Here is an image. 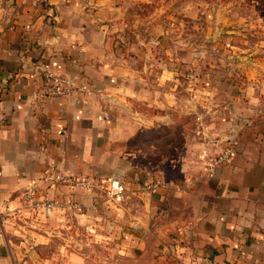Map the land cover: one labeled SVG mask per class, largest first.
I'll list each match as a JSON object with an SVG mask.
<instances>
[{"label": "crops", "instance_id": "crops-1", "mask_svg": "<svg viewBox=\"0 0 264 264\" xmlns=\"http://www.w3.org/2000/svg\"><path fill=\"white\" fill-rule=\"evenodd\" d=\"M112 3L0 6V264H94L70 236H56V227L77 217L113 230L105 238L118 239L138 264H175L177 257L264 264L262 94L224 92L228 101L197 90L191 97L168 65L121 52L123 22ZM46 70L75 78L86 91L46 97ZM226 139L233 140L232 160L209 172L198 154L206 146L215 153ZM129 159L135 167L121 173L118 164ZM54 166L92 185L118 176L126 198L115 204L93 186L46 179ZM155 180L157 191L144 189ZM33 186L37 198L58 201L51 216L29 199ZM52 242L58 247L49 251Z\"/></svg>", "mask_w": 264, "mask_h": 264}, {"label": "rangeland", "instance_id": "rangeland-1", "mask_svg": "<svg viewBox=\"0 0 264 264\" xmlns=\"http://www.w3.org/2000/svg\"><path fill=\"white\" fill-rule=\"evenodd\" d=\"M6 2L11 0H0V6ZM112 2L123 22L119 23L122 29H118V32H122L124 36L120 39V50L127 58L154 59L168 65L171 74L181 77L184 83L188 82L191 97L198 90L200 93H213L214 96L227 99L223 97L224 92L232 95L233 92L240 93L250 88L249 90L261 93L263 101L259 102H264V0ZM250 82L253 84L250 85ZM198 113L203 118V112ZM198 113L195 116L197 125L201 118ZM196 135L203 145L201 128L196 131ZM133 143L127 149L134 148ZM214 143L206 142V145L216 146ZM208 154L214 153L207 146L204 155L203 148L198 154L202 163L203 159L206 160V169ZM118 165L117 169L125 173L135 167V161L131 162L129 159L122 162V166ZM109 178H95L91 187L97 192L104 191L106 197L105 189ZM74 185L85 187L84 184ZM41 200V197L37 198V201ZM69 222L70 227H56L57 238L70 236L74 247L82 251L87 249L92 253L94 264H101L103 261L109 262L108 264H138L133 255L121 252L123 248L118 246V239L105 238L106 234L113 235L114 232L99 226V220L93 225L89 224L88 219L78 217ZM120 235L123 237V233ZM57 247L58 243L52 242L47 250L53 251ZM144 261L143 263L149 262L148 259Z\"/></svg>", "mask_w": 264, "mask_h": 264}, {"label": "built area", "instance_id": "built-area-1", "mask_svg": "<svg viewBox=\"0 0 264 264\" xmlns=\"http://www.w3.org/2000/svg\"><path fill=\"white\" fill-rule=\"evenodd\" d=\"M44 81L46 84V91L45 96L48 98H56L58 96H71L76 92H84L86 91L85 87L78 84L75 78L66 75L61 72L53 71V70H46L44 72ZM108 118V116H107ZM201 118H199V121ZM201 126V131L203 132V136L205 135L204 126L202 122H199ZM220 139H215L210 141L206 139V142H215L214 144L217 146L219 145ZM222 145L220 149L214 153L213 155L208 154V163L207 169L209 172H213L217 167L225 165L232 160L234 155V146L233 140L226 139L222 141ZM46 179L54 180V182H69V183H77V184H84V186L91 187L92 182L90 180H81V179H74L70 176L63 174L60 169L56 166L51 168V172ZM162 186L160 180L151 181L145 184L143 187L145 190H151L153 192L157 191ZM127 193V185L122 179H114L110 177L107 180V187L105 189V194L107 199L113 201L114 203H121L126 196ZM37 190L36 186H33L29 193V199H35L33 202L39 208H41L42 213L45 216H51L54 210L58 206L57 200H48V201H37ZM74 207H79L78 203H72ZM175 264H217L214 261L205 258V257H191L185 259L183 257H177Z\"/></svg>", "mask_w": 264, "mask_h": 264}, {"label": "water", "instance_id": "water-1", "mask_svg": "<svg viewBox=\"0 0 264 264\" xmlns=\"http://www.w3.org/2000/svg\"><path fill=\"white\" fill-rule=\"evenodd\" d=\"M112 178H114V179H121V178H119V177H116V176H112Z\"/></svg>", "mask_w": 264, "mask_h": 264}]
</instances>
